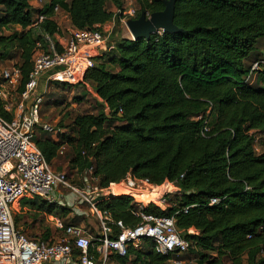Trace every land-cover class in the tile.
Wrapping results in <instances>:
<instances>
[{"label":"trees","instance_id":"16d2710c","mask_svg":"<svg viewBox=\"0 0 264 264\" xmlns=\"http://www.w3.org/2000/svg\"><path fill=\"white\" fill-rule=\"evenodd\" d=\"M35 1L0 0V31L11 32L0 34V59L19 55L20 92L33 71L37 44L49 52L47 37L54 41L60 32L57 8L69 14L74 28L92 30L111 23L122 6L121 0H49L38 10ZM138 5L135 19L165 10L164 0H138ZM41 15L47 19L34 27ZM116 22L109 37L115 50L98 58L86 76L102 101L100 111L76 116L75 135L66 134L60 123L58 141L43 128L45 136L36 135L35 129L34 142L50 165L67 153L82 175L92 164L105 189L129 176L156 186L177 184L179 192L168 197L166 211L154 205L145 211L173 217L191 250L162 256L145 239L126 257L114 255V264H173L190 255L200 264H264V152L255 148L258 135L264 136V0H178L175 24L184 32H160L150 40L126 38ZM256 63L261 66L250 77ZM0 115L13 119L1 100ZM114 193L117 197L99 208L116 223L135 228L140 223L135 200L130 192ZM21 207L59 214L55 205L38 200H23ZM21 221L14 216L17 229ZM115 231L117 236L120 230ZM52 236L49 230L42 240Z\"/></svg>","mask_w":264,"mask_h":264},{"label":"built area","instance_id":"2783aa9c","mask_svg":"<svg viewBox=\"0 0 264 264\" xmlns=\"http://www.w3.org/2000/svg\"><path fill=\"white\" fill-rule=\"evenodd\" d=\"M121 1L116 18L123 28H127V22L138 15V0ZM59 11L57 8L56 13ZM116 18L92 30L75 28L62 51H58L49 37V52L38 43L33 71L22 92L18 90L21 74L16 64L11 68H0V100L5 111L13 115L11 121L0 115V264H114V255L126 257L131 246L140 248L145 239L153 241L156 252L162 256L180 257L191 250V243L182 238L173 217L156 216L145 211L150 205L166 211L170 206L168 197L179 192L176 183L166 182L156 186L148 180L129 176L122 183L105 189L99 185L91 168L85 177L84 188L79 189L69 183L67 174L53 171L33 140L38 125L55 137L62 132L52 125L42 124L44 93L39 92L42 80L46 78L51 83L84 86L93 90L86 82V76L95 68L98 58L115 50L114 45L109 46V37L114 31ZM46 19L43 15L37 17L33 26ZM109 24H113L112 30L104 33L103 29ZM261 64L253 66L250 77ZM116 187L128 189V196L137 204L135 217L140 219V223L135 228H126L122 222L116 223L108 212L99 208L100 202L117 197L114 195ZM60 188L69 190L68 197L63 198ZM144 189L148 196L154 197L149 202L137 198L145 195L141 193ZM26 199L68 208L72 216L97 217L100 234L93 237L85 227L67 226L56 215L44 213L62 237L56 242L55 239L29 238L23 229L16 228L14 222L17 207ZM221 201L222 198L213 199L210 206ZM115 228L120 230L117 236ZM172 263L186 264L178 259H173Z\"/></svg>","mask_w":264,"mask_h":264},{"label":"rangeland","instance_id":"374dc122","mask_svg":"<svg viewBox=\"0 0 264 264\" xmlns=\"http://www.w3.org/2000/svg\"><path fill=\"white\" fill-rule=\"evenodd\" d=\"M44 0L37 1L38 4L35 5V9L40 10ZM1 10V7H0ZM117 23V22H116ZM115 23L114 29L117 24ZM113 24H109L105 29H103L104 33L107 31H111ZM120 28L123 29V35L131 40H135L134 37L130 34L128 28H123L120 25ZM10 35V31L3 30L0 31V34ZM1 51V48H0ZM19 56V55H18ZM17 53H14V59H0V68H11L14 64L18 62ZM257 79L255 78V81ZM91 89V92L87 91L84 86H76L71 87L65 86L59 83H51L44 78L40 84L39 92L44 93V104L42 110V124H49L54 127H57L60 123H62L66 128H64V132L66 134H76L73 127V120L78 115H86V114H97L100 111L99 105L100 102L93 96L97 94ZM42 125H38L36 128V135H44L42 132ZM256 152L261 154L264 152V136L258 135L257 141L255 143ZM53 171L59 173L67 174L69 179V183L79 189H83L85 185V177L86 174H80L77 169H73L70 165V158L68 153L57 159L53 165H51ZM125 186V185H123ZM125 188V187H122ZM60 192L63 195V198L68 197L70 194L69 190L61 189ZM151 192V191H149ZM141 193H145L142 201L146 202L149 200L148 192L144 189ZM59 194V192H57ZM123 196V195H120ZM126 196V195H124ZM128 196V195H127ZM142 196V195H141ZM140 198V197H139ZM138 198V199H139ZM154 198V197H153ZM141 200V199H139ZM86 206V205H85ZM64 207L55 206V212L59 213L57 217H59L66 224L75 223L77 226H82L87 229V231L93 236L98 237L100 234V226L97 220V217H89L82 218L78 216H72L71 211H68V215H62V210ZM68 209V208H66ZM28 209L23 210L21 206L17 207L15 211V215L21 216V229L26 233V236L29 238H44V234H46L49 230L52 231L53 236L55 238H51V240L60 239L62 237L61 232H57L55 226L52 222H49L45 217L44 213L39 210H35L32 212H28ZM61 214V215H60ZM76 218V219H74ZM187 257V256H186ZM186 264H200L199 259L195 256L190 255L185 259ZM221 264H228L223 261Z\"/></svg>","mask_w":264,"mask_h":264},{"label":"water","instance_id":"95a60500","mask_svg":"<svg viewBox=\"0 0 264 264\" xmlns=\"http://www.w3.org/2000/svg\"><path fill=\"white\" fill-rule=\"evenodd\" d=\"M20 3V0H9ZM178 0H164L165 10L153 13L150 16L143 12L138 19H131L127 22V28L134 39L145 38L150 40L156 33L179 34L184 30L175 24L176 4ZM92 164L89 165V169Z\"/></svg>","mask_w":264,"mask_h":264},{"label":"crops","instance_id":"0c3cea01","mask_svg":"<svg viewBox=\"0 0 264 264\" xmlns=\"http://www.w3.org/2000/svg\"><path fill=\"white\" fill-rule=\"evenodd\" d=\"M48 2H49V0H44L43 1L44 6H42L41 9H43ZM37 4H38L37 1L32 3V6H33L34 9L36 8L35 5H37ZM54 19H55L56 23L59 26L60 32H59V34L56 35L55 40L53 41V43L54 44H58L60 46V48L62 49L68 43L69 39L71 38L72 32H73V30L75 28L72 26L69 14L66 11H61L60 10L58 13H56V16H55ZM105 53H107V52H105ZM84 88L87 91L91 92V89H89L88 87H84ZM94 92L96 93L95 90H94ZM93 96L98 100V102H100L102 104V101L98 97V95L97 96L93 95ZM52 139L54 141H58L59 137L52 136Z\"/></svg>","mask_w":264,"mask_h":264},{"label":"bare ground","instance_id":"6f19581e","mask_svg":"<svg viewBox=\"0 0 264 264\" xmlns=\"http://www.w3.org/2000/svg\"><path fill=\"white\" fill-rule=\"evenodd\" d=\"M123 191H127V192H129V190L128 189H125V188H122V187H117V188H115V191L114 192H123ZM114 195L115 196H117L115 193H114ZM129 195V194H128ZM140 196H137V198H139ZM148 197H151V199H153V196H148ZM150 199V200H151ZM145 201V200H144ZM149 202V201H148Z\"/></svg>","mask_w":264,"mask_h":264}]
</instances>
